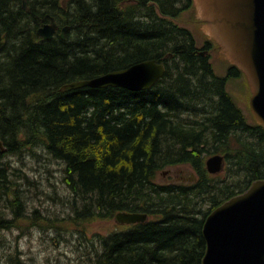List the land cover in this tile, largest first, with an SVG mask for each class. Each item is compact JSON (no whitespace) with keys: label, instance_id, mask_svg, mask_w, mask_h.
<instances>
[{"label":"trees","instance_id":"16d2710c","mask_svg":"<svg viewBox=\"0 0 264 264\" xmlns=\"http://www.w3.org/2000/svg\"><path fill=\"white\" fill-rule=\"evenodd\" d=\"M25 1L28 11L21 0H0V200L7 194L14 209L11 222L0 219V231L26 219L13 187L18 177L1 159L42 145L63 162L70 220L147 215L96 236L87 264H200L206 215L264 178V129L245 121L224 88L240 72L230 65L216 76L200 53L209 41L197 50L174 22L191 0ZM49 17L68 25L64 39L59 31L50 39L36 34ZM146 59L165 66L148 89H60ZM190 113L198 117L181 116ZM216 153L228 162L224 179L203 168V156ZM176 163L189 164L194 179L154 181L160 168ZM229 173L237 182H226ZM11 250L0 254L6 264H22Z\"/></svg>","mask_w":264,"mask_h":264},{"label":"water","instance_id":"95a60500","mask_svg":"<svg viewBox=\"0 0 264 264\" xmlns=\"http://www.w3.org/2000/svg\"><path fill=\"white\" fill-rule=\"evenodd\" d=\"M200 31L213 42L227 63L235 66L247 85L248 110L264 129V0H192ZM22 9L26 1L21 0ZM47 27V32L50 30ZM65 27L62 28V31ZM43 35L45 30L38 28ZM164 72L153 59L125 68L63 84L61 90L80 86L121 87L135 91L150 88ZM205 169L222 168L220 155H211ZM119 224L142 222L146 214L118 211ZM204 251L200 264H264V178L252 181L246 190L213 208L202 223Z\"/></svg>","mask_w":264,"mask_h":264},{"label":"rangeland","instance_id":"374dc122","mask_svg":"<svg viewBox=\"0 0 264 264\" xmlns=\"http://www.w3.org/2000/svg\"><path fill=\"white\" fill-rule=\"evenodd\" d=\"M174 22L191 33L197 50L204 48L206 36L200 31V23L194 17L193 10H182L174 18ZM207 41L210 45L204 54H208L212 72L216 76H223L228 68L227 61L213 42ZM224 88L240 109L245 121L251 124L253 119L248 111L249 93L243 77L240 74L236 77H227ZM197 115L193 116L190 113L181 116L190 119L198 117ZM35 136L38 137V134ZM263 146L262 144L261 153L264 152ZM19 149L16 153L4 155L1 161L18 177L17 180H13L15 182L13 187L17 192L16 198L24 204L21 213L26 219H17L11 228L0 231V254L11 247L12 250L16 248L19 251L18 259L22 264H87L86 257L98 247L96 236L125 227L118 224L112 214L79 223L70 220L71 218L66 215V212L70 211V201L66 199V189L60 180L63 162L51 158L50 153L42 145L28 144ZM220 154L223 156L225 168L228 162L223 153ZM207 157L202 158L204 170ZM220 172L214 175L221 177L218 175ZM193 178L194 171L189 164L176 163L160 168L155 173L154 181L157 184H185ZM235 179L236 177L229 173L226 182L233 184ZM9 199L11 198L6 194L0 200V219L13 217L11 214L14 209L8 202ZM43 216L47 219L40 220ZM5 259L0 255V264H6Z\"/></svg>","mask_w":264,"mask_h":264},{"label":"bare ground","instance_id":"6f19581e","mask_svg":"<svg viewBox=\"0 0 264 264\" xmlns=\"http://www.w3.org/2000/svg\"><path fill=\"white\" fill-rule=\"evenodd\" d=\"M192 1V0H191ZM189 9H191V10H194V6H193V2H191V7L189 8ZM25 11H28V8L26 7V9H24ZM58 23V22H57ZM57 23H56V20L53 18V17H49V22L48 23H44L43 25H41L40 27H38V28H42L43 30H45V35L46 34H49L48 36H46V37H43V35H39V34H37L39 37H41L42 39H50V38H52L53 37V35H56L55 33H57L58 31H59V36H60V38H62V39H64L65 38V34H66V32H67V30H68V25L66 24V25H64V26H62V27H58V25H57ZM48 26H50L51 28H50V30H49V32L48 33H46L47 31V27ZM65 27V30L64 31H62V28H64ZM37 28V29H38ZM156 62V61H155ZM157 63H159V62H157ZM163 64V63H162ZM164 70H165V66H164ZM164 73V72H163ZM162 76V75H161ZM159 79V78H158ZM73 82V81H72ZM156 82V81H155ZM70 83V82H69ZM80 87H84V86H80ZM80 87H76V88H80ZM92 88H97V87H92ZM72 89H75V88H72ZM70 90V89H69ZM140 90H143V89H140ZM140 90H135V91H140ZM62 91H66V90H62ZM129 91H131V90H129ZM134 92V91H133ZM3 144H1V141H0V151L1 152H4L5 150H6V148L5 147H3L2 146ZM190 166V165H189ZM222 170V171H221ZM223 172V173H221V172ZM218 172H220V174H218V175H223L224 174V172H225V168H223V169H220L219 171H217V173ZM209 173V172H208ZM158 174V173H157ZM210 174V173H209ZM164 185V184H163ZM179 185V184H178ZM126 212V211H125ZM207 216V215H206ZM147 219V215H146V217H145V219L143 220V221H145ZM142 221V222H143ZM17 223V222H16ZM138 223V222H137ZM119 224V223H118ZM132 224H135V222L134 223H124L123 224V226L125 227L124 229H126L128 226H130V225H132ZM123 229V228H122Z\"/></svg>","mask_w":264,"mask_h":264},{"label":"flooded vegetation","instance_id":"af4514ba","mask_svg":"<svg viewBox=\"0 0 264 264\" xmlns=\"http://www.w3.org/2000/svg\"><path fill=\"white\" fill-rule=\"evenodd\" d=\"M200 53L201 54H204V53H206V51L205 50H203V51H200ZM210 62V61H209ZM228 64V63H227ZM228 67H230V65L228 64ZM241 75V74H240ZM242 77V76H241ZM217 154V153H216ZM219 155H221L222 156V154H219ZM222 158H223V156H222Z\"/></svg>","mask_w":264,"mask_h":264}]
</instances>
